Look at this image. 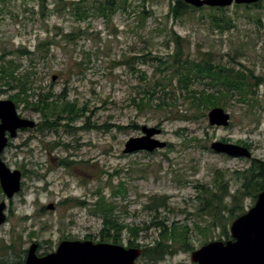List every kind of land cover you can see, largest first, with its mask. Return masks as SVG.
I'll list each match as a JSON object with an SVG mask.
<instances>
[{"label": "rangeland", "instance_id": "rangeland-1", "mask_svg": "<svg viewBox=\"0 0 264 264\" xmlns=\"http://www.w3.org/2000/svg\"><path fill=\"white\" fill-rule=\"evenodd\" d=\"M72 1L45 0L43 7L42 0H0V57L5 54L25 68L29 59L16 50L27 47L35 51L39 43L52 40L44 47L49 49L47 60L34 67L37 85L77 100L83 109V115L72 124L77 130H22L3 152V161L11 170H20L23 179L21 191L12 199L0 192V203L7 205L0 246H11L0 252V263H23L33 243L38 245L40 257L55 252L63 240L98 243L103 221L93 210L102 194L115 204L121 222L140 229L138 241L143 247L158 237L155 223L159 221L187 226L194 250L211 241L228 240L215 216L199 211L202 203L197 197L205 196L203 187L217 190V170L234 193L241 186L237 173L250 166L251 159L214 152L212 142L227 139L238 144L243 140L252 145L253 158L264 162V1L260 7H227L234 27L222 31L207 9L172 18V0H128L127 11L118 10L107 19L94 16L96 10L91 9L86 20L65 7ZM98 1L88 0L90 5ZM171 30L189 40L185 53L192 58L211 52L214 63L249 70L257 86L246 100L236 93L227 102L224 109L231 115L229 127L210 126L208 117L178 120L193 113L186 93L179 89L176 98L167 99L172 105L165 110L154 106L139 112L133 106L139 88L160 77L152 63L142 64L137 58L150 51L171 53L175 49ZM141 71L146 72V79ZM209 81L205 79L195 88H203ZM13 93L4 88L0 98L10 99ZM17 109L21 117L41 122L24 105ZM158 125L162 133L157 138L170 144L167 148L123 153L129 139L142 135L143 126ZM121 183L127 193L114 197ZM155 196H167L168 206L158 214L146 208ZM242 204L243 210L236 212L239 216L254 205L251 198ZM50 205L53 210L48 209ZM233 221H225L229 235ZM128 237L125 232V247ZM175 248V254L157 264H195L191 261L194 250L185 251L180 244ZM136 264L152 263L141 256Z\"/></svg>", "mask_w": 264, "mask_h": 264}, {"label": "trees", "instance_id": "trees-1", "mask_svg": "<svg viewBox=\"0 0 264 264\" xmlns=\"http://www.w3.org/2000/svg\"><path fill=\"white\" fill-rule=\"evenodd\" d=\"M172 1H175V4L173 3L170 7V16L176 20L181 19L190 12L207 9L210 11L209 16L219 30L234 27V22L227 15L228 8L206 6L195 8L182 0ZM44 3L45 0H42L43 7H45ZM96 3L98 4L90 5L88 0H74L69 4L65 3L67 5L65 7L71 8L73 13L78 15L81 20L88 19L91 9L96 10V13H93L94 16L98 15L110 19L118 10L127 11L129 7L128 0H117V2L116 0H99ZM254 6L260 7L261 2ZM248 7L247 5L246 8ZM142 18L145 19L144 15H142ZM164 29L166 27L161 30ZM170 34L175 44V49L171 53L160 55L153 54L150 51L144 56H137V59H142V64L152 63L155 67V73L160 76L152 83H148L147 87L139 88L132 99L133 106L139 112H144L154 106L159 110H165L172 105L167 102V99L176 98V90L179 89L186 93L185 98L190 101L189 110L193 113L189 116L181 115L177 119L184 122L197 121L207 118V112L214 107H226L227 102L236 93L240 94L242 100H246L248 94L252 93L253 88L257 86L252 82L250 75L247 73L249 71L247 68L238 70L235 67L214 63L211 52H205L201 56L192 58L191 54L185 53V43L188 44L189 40L182 37L175 30H171ZM70 36V34H67V37ZM50 43H52V40L39 43L35 51H29L27 47L18 48L16 52L29 59L30 64L25 68L14 58L8 59L5 54H2L0 57V94L3 93L4 88L13 91L14 93L10 96V99L16 103L17 107L24 105L33 113L38 114L41 122L37 125V129L41 127L42 129L58 131L60 127H63L67 131L77 130L72 124L83 115L81 113L83 109L80 108L79 102L70 100L65 94H55L53 89L47 90L45 87L38 86L35 79L34 67L37 63L47 60L49 49L44 47ZM131 59H136V57ZM141 73L146 75V72L141 71ZM146 77L147 75L142 78L146 79ZM205 79L210 81L204 84L203 88H195L196 85L202 84ZM174 83H176V86H174ZM63 122L66 123L62 124ZM119 128L124 129L122 126ZM222 141L229 142L227 139H222ZM237 143L243 146L247 145L243 140ZM237 174L241 186L234 193L230 192L224 175L220 170H217V176L214 179L217 190L208 186L203 187L205 196L197 197L202 203V208L199 211L208 212L215 216L216 224L222 227L227 239L230 238V235L225 221L231 222L239 216L236 212L243 210L242 201L245 198H251L255 203L258 194L264 190V162L252 159L250 166ZM0 192H2L1 187ZM126 193V186L121 183L113 192V196L125 197ZM228 198L231 199L230 203L226 201ZM167 206V196H155L151 198L146 208L158 214L160 209L167 208ZM115 209V204L108 201L103 194L95 204L93 213L101 217L103 221L99 242L122 245L124 233L128 232L127 247L142 248L143 258L152 264H157L167 256L175 254L177 244L184 247L185 251L194 250L189 244L187 226H179L177 223L170 225L164 221L155 223V227L159 230L158 237L152 243L143 247L138 241L140 229L127 226L121 222L115 213ZM10 249L11 246H0L1 253H5ZM5 263V261H2L0 264Z\"/></svg>", "mask_w": 264, "mask_h": 264}, {"label": "water", "instance_id": "water-1", "mask_svg": "<svg viewBox=\"0 0 264 264\" xmlns=\"http://www.w3.org/2000/svg\"><path fill=\"white\" fill-rule=\"evenodd\" d=\"M196 8L204 6L225 8L233 5H251L263 0H182ZM208 122L214 127H228L231 115L224 108L214 107L208 112ZM37 122L19 115L14 101L0 98V186L6 198L12 199L22 189L23 174L11 170L2 155L10 140L16 139L19 131L35 129ZM162 133L158 127H142V135L129 139L124 154L152 153L167 147V142L157 137ZM211 149L232 158L252 159V152L245 146L214 141ZM6 202L0 203V226L7 221ZM53 210L54 205L48 206ZM231 239L211 241L191 253L195 264H264V190L254 206L237 217L230 226ZM38 245L33 243L27 251L24 264H136L142 256L141 248L125 247L114 243H95L91 240L61 241L55 252L37 255Z\"/></svg>", "mask_w": 264, "mask_h": 264}, {"label": "flooded vegetation", "instance_id": "flooded-vegetation-1", "mask_svg": "<svg viewBox=\"0 0 264 264\" xmlns=\"http://www.w3.org/2000/svg\"><path fill=\"white\" fill-rule=\"evenodd\" d=\"M256 4H258V3H256ZM255 5V4H254ZM169 146V144L167 145V147ZM245 147H247L251 152H252V145H250V144H247ZM254 159V158H253ZM1 187V186H0ZM6 210H7V208H6ZM64 239H67V238H64ZM26 253H27V251H26ZM27 255V254H26ZM24 262H25V260L23 261V263L22 264H24Z\"/></svg>", "mask_w": 264, "mask_h": 264}]
</instances>
